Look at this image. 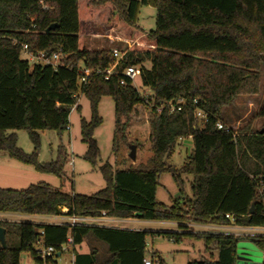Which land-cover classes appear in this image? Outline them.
<instances>
[{
	"label": "trees",
	"instance_id": "trees-1",
	"mask_svg": "<svg viewBox=\"0 0 264 264\" xmlns=\"http://www.w3.org/2000/svg\"><path fill=\"white\" fill-rule=\"evenodd\" d=\"M142 5L155 9V27L148 32L136 24ZM101 24L117 26L130 43L108 78L110 52L91 51L84 42L88 31ZM51 25L54 28L46 32ZM22 44L33 54L58 55V67L30 65L21 58ZM144 62L150 66L144 67ZM262 65L264 0H0V152L37 172L61 178L65 148L59 146L55 160L39 162V132L54 131L60 138L77 94L90 103L91 117L82 119L81 136L87 145L83 157L93 165L99 159L93 131L101 123L97 107L103 96L114 103V155L119 141H126L131 114L140 104L150 111L152 143L145 164L99 165L105 185L90 195L45 182L23 189L0 187V213L95 217L105 212L117 219L180 224L176 232L103 226H76L69 231L66 225L0 221L6 240L5 247L0 244V264H20L22 253L40 264L35 249L40 236L44 246L59 251L69 234L73 264H143L148 234L174 242L202 240L208 258L187 264H237L236 245L247 239L262 251L264 264V235L189 232L185 225L264 227V190L259 183L264 185V126L254 131L250 123L237 131L216 127L222 109L237 96L258 93ZM127 66L138 67L149 95H140L133 81L124 77ZM80 69L92 70L84 83ZM177 100L184 101L179 111H156L161 103ZM79 108L77 103L75 109ZM196 110L207 115L206 122L195 118ZM257 117L264 119V105ZM18 130L28 133L34 146L31 153L17 146ZM188 137L192 153L179 168L167 165L165 159L177 142ZM165 172L180 192L171 206L156 200L159 177ZM183 175L192 176L190 197L183 194ZM88 236L107 245L108 259L96 263V251L78 250ZM149 257L164 264L156 252Z\"/></svg>",
	"mask_w": 264,
	"mask_h": 264
},
{
	"label": "rangeland",
	"instance_id": "rangeland-1",
	"mask_svg": "<svg viewBox=\"0 0 264 264\" xmlns=\"http://www.w3.org/2000/svg\"><path fill=\"white\" fill-rule=\"evenodd\" d=\"M137 26L148 32L155 27V9L150 5H142L137 15ZM86 47L91 50L118 49L125 51L130 45L123 39L119 28L115 25L109 26L101 24L91 28L84 36ZM21 58L26 59L24 54ZM30 65L33 62H29ZM144 67H149V62L143 63ZM138 68V67H137ZM133 86L142 96H147L150 91L143 87L140 78L135 77ZM79 110H71L68 117V126L62 136L59 138L54 131L39 132V162H49L55 160L58 148L62 145L65 148L66 161L64 164V175L60 178L49 173L37 172L31 165L21 163L10 157L4 152H0V187L10 189H23L31 184L45 182L53 188H61L63 191L78 194L90 195L104 187L105 182L99 171L98 166L108 162L115 167H124L129 165L145 164L152 155V143L150 141V111L143 105H137L131 114L132 126L127 133L126 141H119L118 149L114 155L112 151V141L114 135V103L110 96H103L97 107V112L101 118V123L94 129L93 138L96 140L99 149V159L97 164L93 165L83 156L87 151V145L81 136V121H89L91 117L90 103L84 95H79ZM264 105V65L260 67L259 90L255 95L237 96L232 103L222 109V122L237 131L241 127L250 123V129L259 130L264 126V119L257 117V112ZM201 121V120H200ZM17 146L25 153L33 151V143L28 133L24 130L16 131ZM135 145V160L128 158L129 146ZM191 137L181 139L173 148L172 153L165 159L167 165L179 168L184 160L192 153ZM183 194L191 196L190 183L191 175H183ZM180 196L179 188L173 180L170 173L165 172L159 177V185L156 189V200L167 206H171L174 199ZM15 216V215H14ZM6 214L4 216L9 222L27 221L34 223L56 222L57 218L45 215H20L15 217ZM3 218L2 216H0ZM119 227H136L145 230H179V226L172 222H154L147 220H133L132 223H118ZM189 230L204 233H223L230 232L236 235H248L254 233L252 230H212L204 226L193 225ZM256 233V232H255ZM261 233V232H258ZM256 233V234H258ZM264 234V233H263ZM147 259H150L151 252H156L163 260L164 264H187L189 261L208 258L204 252L202 240L194 238H183L179 242H174L163 235L148 234L146 236ZM92 249L98 251L96 263L108 259L107 245L88 236L84 243L80 245V252H90ZM71 250L62 253L60 259H56L57 264L70 262ZM28 255L22 253L20 264H27ZM237 264H261L263 253L256 245L247 239L238 241L236 245Z\"/></svg>",
	"mask_w": 264,
	"mask_h": 264
},
{
	"label": "built area",
	"instance_id": "built-area-1",
	"mask_svg": "<svg viewBox=\"0 0 264 264\" xmlns=\"http://www.w3.org/2000/svg\"><path fill=\"white\" fill-rule=\"evenodd\" d=\"M125 51H120L116 48L111 49L110 51V56L113 59V62L110 64V66L105 70V77L108 78L112 72L114 71V69L117 67V65L119 64L120 60L123 58ZM22 54H24L26 56V59L29 62H33L34 63H40L42 65H48L53 67L54 69H56L58 67V60H59V56L58 55H53L52 57H47L44 55V53L42 52H38L36 54L30 53L28 51L27 45L26 44H22ZM98 72V71H97ZM80 81L81 82H86L87 79L89 78V76L92 73V70L90 69H80ZM123 75L124 77H127L130 80H134L135 77H137L138 75V70L135 66H127L123 69ZM121 84L124 83V80L120 81ZM80 95V94H79ZM79 95H74V97L77 99V102L75 104H73L70 108V111L74 108H76V105L78 103L79 100ZM184 104V101L182 100H177V101H168V102H164L161 103V105H159L156 109L157 112H160L161 110H166L168 113H172L174 111H179L182 106ZM194 116L196 119L201 120L203 122H206L207 120V115L201 111V110H196L194 113ZM216 127L218 129H223L226 128L228 129L229 127L226 126L222 121H217L216 122ZM260 185H262L261 190H264V185L262 183V181H259ZM63 213L67 212V209H62ZM0 216H2L3 218L0 217V220H9L6 219L4 216H6L4 213H0ZM32 216V215H29ZM226 218H230L228 215H225ZM53 218H57L58 221L56 222H48L49 224H56V225H66L69 228V231H72V229L76 226H103V227H117L118 223H122V219H117V218H113V217H108L106 215L105 212H102L100 216H95V217H87V216H81V215H66V214H62V215H56L53 216L50 219ZM20 222V221H18ZM34 223V222H33ZM37 223V222H36ZM42 223V222H39ZM204 226L206 228L212 229V230H226V231H239V230H244V229H250L252 231H254V233H250L248 235H244V236H255V235H264V227H240V226H225V225H201ZM261 232V233H256ZM225 234H234L235 233H228V232H223ZM42 234V232H41ZM41 236L40 239H38V241L36 242L35 245V249L37 252V259H39L40 264H57L56 259H60L62 256V253L68 251L71 246H72V237L68 236L67 239V243L62 245L59 251H56L55 248L53 246H44L41 240ZM58 253V255H57ZM28 261L27 264H36L32 258L28 255ZM73 257L71 256L70 258V262L68 263H64V264H73L72 262ZM143 264H157V261L152 262L151 259H147L144 258L143 259Z\"/></svg>",
	"mask_w": 264,
	"mask_h": 264
},
{
	"label": "crops",
	"instance_id": "crops-1",
	"mask_svg": "<svg viewBox=\"0 0 264 264\" xmlns=\"http://www.w3.org/2000/svg\"><path fill=\"white\" fill-rule=\"evenodd\" d=\"M5 215L6 214H10V213H4ZM10 215H12V216H16L17 214H10ZM14 216V217H15ZM133 220H139V219H136V218H127V219H122V223H132V221ZM155 222V221H154ZM156 222H165V221H156ZM170 223V222H169ZM172 224H175V225H177V226H179L180 224L179 223H176V222H172ZM185 225H187L189 228L190 227H192L193 225H197V224H185ZM197 226H201V225H197ZM113 228H120V229H129V230H144V231H149V232H163V231H172V232H176V231H180V230H145V229H139V228H136V227H119V226H117V227H113ZM188 231L189 232H195L194 230H189L188 229ZM86 238H88V237H86ZM86 238H84V240H83V243H84V241L86 240ZM79 251H80V247H79V249H78ZM91 251H96L97 252V255L99 254L98 253V251L96 250V249H92ZM87 253V252H86ZM27 255V254H26ZM106 255H110L109 253L108 254H106Z\"/></svg>",
	"mask_w": 264,
	"mask_h": 264
},
{
	"label": "water",
	"instance_id": "water-1",
	"mask_svg": "<svg viewBox=\"0 0 264 264\" xmlns=\"http://www.w3.org/2000/svg\"><path fill=\"white\" fill-rule=\"evenodd\" d=\"M54 28V25H51L49 26L47 29H46V32H48L49 30L53 29ZM263 130L260 131V133H262ZM135 150H136V147L135 145H130L129 146V153H128V158H130L132 161L135 160ZM253 212V205H251V208L249 210V214H251ZM0 244L5 247L6 246V240H5V229L0 226ZM58 255V253H57Z\"/></svg>",
	"mask_w": 264,
	"mask_h": 264
}]
</instances>
